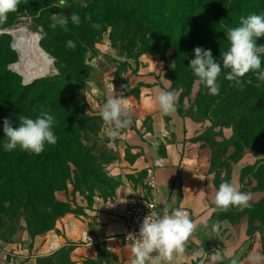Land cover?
Listing matches in <instances>:
<instances>
[{
  "label": "rangeland",
  "instance_id": "rangeland-1",
  "mask_svg": "<svg viewBox=\"0 0 264 264\" xmlns=\"http://www.w3.org/2000/svg\"><path fill=\"white\" fill-rule=\"evenodd\" d=\"M46 1L21 0L18 10L8 14V18L16 22L6 27L0 25V81L14 86H31L27 92L30 98L43 99L49 93L46 101L55 100V106L48 108L55 118L54 124L60 125V129L74 125L82 130V135L87 134L88 140L83 139V145H96L101 150L103 156L99 171L114 180L111 184L102 179L92 192L84 186L76 190L74 184L69 183L68 189L60 192L58 198L71 204L70 213L87 216L91 211L86 212L85 209L99 210V205L114 200L120 186V182L112 177L110 167L121 156V135L114 143L110 142L106 134L109 126L100 115L108 93L114 87L116 96L126 99L133 121L129 127H132L136 124L133 108L140 111V87L151 83L173 91L178 112L197 123V135L185 151V165L190 169L197 166L205 171L222 170L228 173L232 165L245 155L253 154L258 158L256 163L244 167L242 171L240 191L251 194L249 207L240 210L232 206L227 211L216 208L210 221L209 234L213 245L209 247V253L219 250L232 254L218 264H231L233 259L237 264H251L250 255L264 256V133L246 126L243 131L248 133L245 141L236 144L237 126L232 120L233 117L238 120L244 112L254 110L250 106L242 109L235 104L236 101L264 102V81L250 72L242 78L244 87L241 90L225 78L229 70L222 69L218 78L221 85L219 95H210L189 67L195 58L194 51L183 53L179 59V72L172 60V50L136 53L128 57L113 45L110 31L104 32L94 47L85 46L73 37L65 23L67 19L63 10L70 0H64V3L52 0L51 5L43 6ZM189 4L181 7L188 34L191 33L195 42L200 43V48L211 50L213 57L221 63V53L229 47L225 35L227 29L240 26L241 17L264 14V0H197L196 6L190 8ZM24 39L36 41L42 53L33 65L24 63L23 51L16 46ZM69 40L74 42V49L67 47ZM256 43L264 45V37L256 38ZM261 59L264 70V56ZM173 63L175 68L171 67ZM17 66L26 67L27 72H22ZM249 80L251 83H248ZM13 89L8 91L12 95L10 99L13 93L17 94V90ZM65 105H71L72 111L67 110ZM44 108L47 109V106ZM72 116L75 118L70 120ZM131 156L127 148L126 157L131 159ZM88 161L89 158L86 163ZM130 178L136 188L140 183L138 193L147 194L143 173L132 174ZM35 237L31 238L27 231L20 230L11 240L0 239V264H23L26 260L24 248L32 250ZM62 248H65L64 252L55 257L54 262L72 264L73 246ZM46 256L49 255L36 256V264H40ZM69 257L72 262H69ZM88 262L113 264L114 257L104 246H100L96 259Z\"/></svg>",
  "mask_w": 264,
  "mask_h": 264
},
{
  "label": "trees",
  "instance_id": "trees-1",
  "mask_svg": "<svg viewBox=\"0 0 264 264\" xmlns=\"http://www.w3.org/2000/svg\"><path fill=\"white\" fill-rule=\"evenodd\" d=\"M196 3L197 0H70L63 13L68 30L81 44L94 47L102 34L110 31L113 45L128 57L136 53L160 50L165 53L168 49L172 50V60L181 72L179 59L183 53L200 47L193 35L188 34L181 7L187 4L189 8L195 7ZM51 4L52 0H47L43 6ZM73 13L79 15V25L72 23ZM15 22L13 18H8L2 26ZM94 23L100 27L93 28ZM30 88L29 85L14 86L0 81V239L3 241L11 240L20 230L27 231L33 238L55 229L57 221L71 212V204L58 198L60 192L68 189L69 183H73L76 190L84 186L92 192L102 179L105 178L111 184L114 180L104 172L100 173V158L103 156L101 150L96 145H83L82 140H88L87 134L82 135V130L74 125L60 129V125L54 124L52 130L57 143H46L44 151L39 155L19 147L10 152L4 150L5 118L10 120L13 127H18L19 116L35 118L41 106H47V109L55 106V100L46 101L49 93L43 99L30 98L27 94ZM11 89L17 90L12 99V95L8 94ZM63 102L66 103V100ZM235 104L242 109L250 106L254 110L244 112L238 120L232 118L237 126L234 142L238 144L245 141L248 133L244 134L243 131L246 126L264 133V102L241 100ZM65 107L70 111L73 109L71 105ZM74 118L72 116L70 120ZM88 158L90 161L86 163ZM64 250L62 248L43 257L40 264H61V261L57 263L54 259Z\"/></svg>",
  "mask_w": 264,
  "mask_h": 264
},
{
  "label": "crops",
  "instance_id": "crops-1",
  "mask_svg": "<svg viewBox=\"0 0 264 264\" xmlns=\"http://www.w3.org/2000/svg\"><path fill=\"white\" fill-rule=\"evenodd\" d=\"M158 89L166 91L151 83L140 87V111L133 108L132 112L136 124L121 133V156L110 167L112 177L120 182L114 200L99 205V210L85 209L91 211L87 216L69 213L62 217L54 230L35 237L32 250L24 248L26 260L23 264H36V256L50 255L66 245L73 246L71 258L74 264H95L88 261L96 259L100 246L113 255V264H130L131 251L122 238L124 227L120 215L129 194L140 190V183L136 188L130 180V175L139 173L145 175L143 185L147 194L142 195L154 198L162 208L166 205L170 210L187 211L198 225L188 241L186 254L173 264H199L201 258L194 257L192 252L200 248L209 252L213 245L209 230L216 210L215 192L225 181L241 190L244 167L256 163L258 158L247 154L234 163L228 173L205 171L197 166L190 169L185 165V151L197 135V123L180 114L177 107L169 115L162 114L154 100ZM127 148L132 154L131 159L126 157ZM86 233L97 242H86Z\"/></svg>",
  "mask_w": 264,
  "mask_h": 264
},
{
  "label": "clouds",
  "instance_id": "clouds-1",
  "mask_svg": "<svg viewBox=\"0 0 264 264\" xmlns=\"http://www.w3.org/2000/svg\"><path fill=\"white\" fill-rule=\"evenodd\" d=\"M21 0H0V25L7 22L8 14L16 12ZM64 3V0H61ZM72 23L79 25L78 14L71 15ZM67 23V21H65ZM93 28L98 29L99 24L94 23ZM226 39L229 42L227 51L221 53L222 63L218 62L211 50L200 47L194 49L195 58L190 62V68L198 78L199 83L204 85L210 95H219L220 83L218 78L222 69L229 70L226 79L233 82V86L244 87L242 80L252 72L258 80L264 81L262 59L264 45H257L256 38L264 37V14H252L241 17L240 26L227 29ZM67 47L74 49L73 41H67ZM175 68V64L171 65ZM248 83H251L249 80ZM95 91V89H93ZM88 99V98H87ZM162 114L169 115L175 111L176 96L173 91L156 90L154 96ZM103 122L108 125L107 137L110 142H115L121 135V130L127 129L132 124L131 109L123 97H117L112 92L108 93L106 102L100 111ZM19 126L13 127L7 118L3 121V132L6 142L5 151H13L19 147L23 151L39 155L45 149V144L55 145L57 137L53 126L55 118L49 109L43 108L35 118L19 116ZM201 179V178H200ZM251 194L240 191L230 182H222L214 195V203L217 209L227 211L235 206L240 210L249 207ZM162 215L151 211L139 228V237L128 234L132 259L130 264H173L174 261L186 254L188 241L196 231L198 225L194 222L187 211L181 208L169 209L166 205L162 208ZM87 235V233H86ZM88 236V235H87ZM192 255L201 258L199 264H218L225 258L230 257V252L214 250L209 253L203 248L194 250ZM251 264H264V256L250 255ZM231 264H237L235 259Z\"/></svg>",
  "mask_w": 264,
  "mask_h": 264
},
{
  "label": "built area",
  "instance_id": "built-area-1",
  "mask_svg": "<svg viewBox=\"0 0 264 264\" xmlns=\"http://www.w3.org/2000/svg\"><path fill=\"white\" fill-rule=\"evenodd\" d=\"M161 210L162 207H160V205L154 198L142 195L136 191H133L129 194L123 212L120 215V220L124 227L122 238L124 243L127 244L129 248H130V244H128L129 241L126 239L128 234L131 233L138 238L139 228L143 222V219L147 215H149L151 211H155L162 215ZM87 235L86 234L84 235V240L86 242H90V243L97 242V239L95 237H93L89 233H87ZM131 259H132V254H131Z\"/></svg>",
  "mask_w": 264,
  "mask_h": 264
},
{
  "label": "bare ground",
  "instance_id": "bare-ground-1",
  "mask_svg": "<svg viewBox=\"0 0 264 264\" xmlns=\"http://www.w3.org/2000/svg\"><path fill=\"white\" fill-rule=\"evenodd\" d=\"M38 43H36V41L34 40H23L22 42L17 43V48L19 49V51H23L24 54V60H25V64H30L33 65L34 63H36V61L38 60L39 57L42 56V53L37 45ZM22 65V64H20ZM22 72L26 73L27 69L26 67L23 66H17Z\"/></svg>",
  "mask_w": 264,
  "mask_h": 264
}]
</instances>
